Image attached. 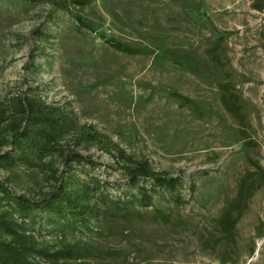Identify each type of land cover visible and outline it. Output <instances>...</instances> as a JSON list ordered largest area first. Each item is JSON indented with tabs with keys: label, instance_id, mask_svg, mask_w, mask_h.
<instances>
[{
	"label": "rangeland",
	"instance_id": "obj_1",
	"mask_svg": "<svg viewBox=\"0 0 264 264\" xmlns=\"http://www.w3.org/2000/svg\"><path fill=\"white\" fill-rule=\"evenodd\" d=\"M254 2L91 0L84 16L94 30H88L48 3L0 0L2 106L7 108L13 96L36 89L48 102L72 109L80 123L92 125L127 153L147 158L157 171L177 180L172 192L142 181L153 194V207L136 204L139 214L92 219L89 230L67 233L64 241L50 231L51 213L43 210L44 220L37 228L41 238L55 249L64 243L92 248L95 255L88 264H222L226 249L214 246L220 235L216 219L249 167L247 157L260 160L264 167V11L254 9ZM223 31L232 33L224 48L228 69L245 99L250 138L258 143L249 152L239 138V125L220 102L215 72L196 74L156 61L155 51L161 46L204 57ZM101 34L148 52H119ZM171 90L203 101L207 113L197 117L170 97ZM4 134L3 153L11 147ZM63 143L66 151H78L91 162L71 165L57 155L53 168L35 172L22 166L14 171L0 168V198L5 196L2 188L40 200L61 185L66 189L87 185L96 190L92 193L98 200H133L136 188L115 157L92 145L76 147L73 138ZM52 170L58 171L56 178ZM157 210L170 217L168 223L155 216ZM261 223L264 188L255 192L238 224L237 243L229 251L236 264H264V235L257 237ZM109 249L119 255L107 256Z\"/></svg>",
	"mask_w": 264,
	"mask_h": 264
},
{
	"label": "trees",
	"instance_id": "obj_2",
	"mask_svg": "<svg viewBox=\"0 0 264 264\" xmlns=\"http://www.w3.org/2000/svg\"><path fill=\"white\" fill-rule=\"evenodd\" d=\"M32 3L44 2L58 11L71 14L81 28L94 30L93 24L84 16L91 0H26ZM252 7L264 11V0H255ZM231 32H219L213 43L205 49V55L193 57L187 51H180L163 46L157 47L156 61L170 62L182 69L194 73L205 74L215 72L218 78L220 102L225 111L239 125V138L243 141L246 152L256 150L258 143L250 138L248 114L245 110V99L239 92L233 75L228 69L225 46ZM101 38L115 50L128 55L146 54L143 46L117 40L113 37L100 35ZM169 95L181 106L189 108L197 117H203L207 108L203 101L193 99L171 90ZM5 132L10 149L0 151V168L14 171L22 166L33 172L48 166L53 168V160L59 155L69 161V164L81 163L90 159L78 151H66L63 141L73 138L76 147L83 144L92 145L115 157L116 162L128 176L129 182L136 188L131 202L106 199H96L89 186L64 188L61 185L51 193L44 194L40 200L31 199L25 195H14L2 188L5 196L0 198V264H43L42 260L56 264H66L79 261L88 264L95 255L90 247L79 243H68L62 248H54L47 239L41 238L38 226L44 217L43 210H48L51 216L47 219L50 231L62 236L81 229H90L92 219L110 214L126 218L139 214L136 204L146 208L153 207V194L142 185V181L153 182L154 189L175 191L177 180L170 177L166 171H157L147 160L127 153L119 144L92 125L82 124L72 109L62 104L48 102L36 89L15 95L9 99V106L4 108L0 103V135ZM249 154V153H248ZM49 160V161H47ZM248 166L238 181L235 194L228 198L216 219L219 236L214 240V246H224L220 261L222 264H236L229 253L230 248L237 243L238 224L250 207L251 200L258 189L264 188V167L260 160L248 156ZM57 170H52L56 178ZM7 199L3 205L2 202ZM157 218L168 223L170 217L157 210ZM264 235V223L258 227L257 237ZM64 241V240H63ZM228 248V249H227ZM107 256H118L116 249L105 252Z\"/></svg>",
	"mask_w": 264,
	"mask_h": 264
}]
</instances>
